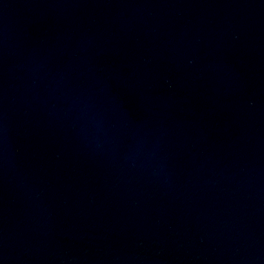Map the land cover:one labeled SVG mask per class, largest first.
<instances>
[{
  "label": "water",
  "instance_id": "95a60500",
  "mask_svg": "<svg viewBox=\"0 0 264 264\" xmlns=\"http://www.w3.org/2000/svg\"><path fill=\"white\" fill-rule=\"evenodd\" d=\"M0 264H264V0H0Z\"/></svg>",
  "mask_w": 264,
  "mask_h": 264
}]
</instances>
